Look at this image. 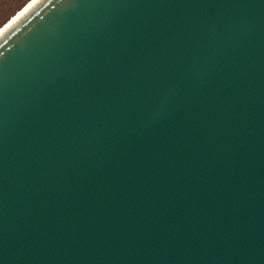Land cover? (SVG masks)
Segmentation results:
<instances>
[{
	"label": "water",
	"instance_id": "obj_1",
	"mask_svg": "<svg viewBox=\"0 0 264 264\" xmlns=\"http://www.w3.org/2000/svg\"><path fill=\"white\" fill-rule=\"evenodd\" d=\"M0 264H264V0H41L8 30Z\"/></svg>",
	"mask_w": 264,
	"mask_h": 264
},
{
	"label": "rangeland",
	"instance_id": "obj_2",
	"mask_svg": "<svg viewBox=\"0 0 264 264\" xmlns=\"http://www.w3.org/2000/svg\"><path fill=\"white\" fill-rule=\"evenodd\" d=\"M40 0H0V36ZM20 13L19 16H16ZM10 22V19H12Z\"/></svg>",
	"mask_w": 264,
	"mask_h": 264
},
{
	"label": "bare ground",
	"instance_id": "obj_3",
	"mask_svg": "<svg viewBox=\"0 0 264 264\" xmlns=\"http://www.w3.org/2000/svg\"><path fill=\"white\" fill-rule=\"evenodd\" d=\"M39 2H41V0H40ZM39 2H38V3H39ZM38 3H37V4H38ZM37 4H36V5H37ZM36 5H35V6H36ZM35 6H34V7H35ZM34 7H32V8H31L26 14H28V13H29ZM19 14H20V13H17L16 16H19ZM26 14H25V15H26ZM25 15H23L20 19H18L17 22H15L12 26H10V28H9L8 30H10L15 24H17V23H18V22H19V21H20ZM11 20H13V18L10 19V22H11ZM8 30H7V31H8ZM7 31H6V32H7ZM6 32H4L3 35H4ZM3 35H2V36H3ZM2 36H0V38H1Z\"/></svg>",
	"mask_w": 264,
	"mask_h": 264
}]
</instances>
